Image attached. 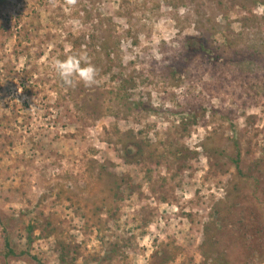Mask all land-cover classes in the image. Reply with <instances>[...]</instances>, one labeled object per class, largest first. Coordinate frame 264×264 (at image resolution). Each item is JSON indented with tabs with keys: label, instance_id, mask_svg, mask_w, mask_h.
<instances>
[{
	"label": "rangeland",
	"instance_id": "obj_1",
	"mask_svg": "<svg viewBox=\"0 0 264 264\" xmlns=\"http://www.w3.org/2000/svg\"><path fill=\"white\" fill-rule=\"evenodd\" d=\"M61 249L264 264V0H0V264Z\"/></svg>",
	"mask_w": 264,
	"mask_h": 264
},
{
	"label": "clouds",
	"instance_id": "obj_2",
	"mask_svg": "<svg viewBox=\"0 0 264 264\" xmlns=\"http://www.w3.org/2000/svg\"><path fill=\"white\" fill-rule=\"evenodd\" d=\"M54 69L62 83L71 87L77 82L86 86L96 82L97 69L90 63L86 53H74L54 61Z\"/></svg>",
	"mask_w": 264,
	"mask_h": 264
},
{
	"label": "trees",
	"instance_id": "obj_3",
	"mask_svg": "<svg viewBox=\"0 0 264 264\" xmlns=\"http://www.w3.org/2000/svg\"><path fill=\"white\" fill-rule=\"evenodd\" d=\"M194 41H195L194 43L195 46H192L190 45V43H188L186 52L190 54L197 52L202 53L207 47L208 44L207 40L204 39V37H197L196 39H194ZM30 242H31V236L29 237V243ZM6 248L8 249V254L15 255V251L11 247L8 238L6 239ZM59 259L61 264H70L71 261L73 262L75 260L70 257L69 252L66 249H61Z\"/></svg>",
	"mask_w": 264,
	"mask_h": 264
}]
</instances>
